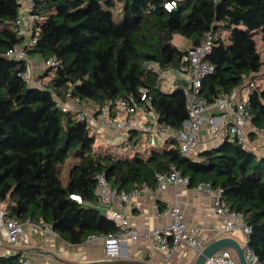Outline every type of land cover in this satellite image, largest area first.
<instances>
[{"label":"trees","instance_id":"obj_1","mask_svg":"<svg viewBox=\"0 0 264 264\" xmlns=\"http://www.w3.org/2000/svg\"><path fill=\"white\" fill-rule=\"evenodd\" d=\"M34 0L36 43L28 56L58 65L46 69V89L23 78L26 61L6 53L24 45L16 22L19 0H0V204L8 219L50 226L64 241L83 244L90 236H111L118 228L98 206V176L110 187L130 193L144 185L158 188V174L172 167L189 186L210 184L225 191V202L243 214L249 227V250L264 264V157L236 140L200 152L197 161L181 156L179 142L169 140L149 157L126 158L96 145L78 112L64 111L68 99L91 102L98 114L109 101L146 94L161 123L182 130L188 119L183 83L166 92L161 72L178 70L191 47L211 48L204 61L214 72L203 79L199 95L211 105L221 95L247 88L264 60L255 35L264 43V0ZM122 5L123 20L113 11ZM180 38L188 48L175 43ZM151 65V66H149ZM248 110L253 127L264 129V89L252 90ZM139 132H130L132 144ZM71 160L67 184L61 167ZM78 196L82 203L72 199ZM21 254L0 256V264H23Z\"/></svg>","mask_w":264,"mask_h":264},{"label":"built area","instance_id":"obj_2","mask_svg":"<svg viewBox=\"0 0 264 264\" xmlns=\"http://www.w3.org/2000/svg\"><path fill=\"white\" fill-rule=\"evenodd\" d=\"M19 1L22 6L16 26L18 34L25 37L26 41L24 45L9 50L6 56L18 61H26L29 68L23 74V78L30 86L44 90L47 88L46 84L50 78H38L32 74L27 51L37 40L31 34L33 24L37 19L31 14L34 7V0H30L27 3L24 0ZM214 1L216 2L217 0ZM180 2H183V0L167 2L165 7L167 10H171ZM210 48L211 35H208V39L204 45L191 47L188 50L178 70L161 72L155 65L152 66L157 71L159 79L164 81V83L167 82L169 85L183 83L184 85L183 88L187 97L189 113L182 130H173L160 122L159 115L151 109L150 100L144 89L141 90L142 96L140 101L133 97L130 99L109 101L99 109L98 114L96 111L94 113L87 111L78 112L79 119L86 120L93 128H113L124 134L142 132L160 138L165 142L176 140L179 142L181 156L193 162L198 160L201 152L200 133L204 126L208 127L213 140H219L220 142L224 139L236 140L238 144L250 150V136H264V129L252 126L251 115L248 110L249 96L252 90L256 88V85L254 82H251L247 88H237L230 95L223 94L215 103L207 105L199 93L203 79L214 72V68L204 61V57ZM44 65L46 68L55 67L58 65V61L56 58H52L44 62ZM73 100L77 104L81 103L77 99ZM61 106L64 111L76 112L73 107L66 106L63 103H61ZM215 114H220L222 118L231 117V124L228 127L220 126L218 122L220 118L214 117ZM157 180L158 188L162 189L167 184L189 186V179L183 177L174 167H172L169 174H158ZM142 189L150 188L144 185ZM142 189H136L130 193L125 191L118 192L110 187L104 176H98L96 196L99 198L100 204L107 207L105 214L118 228V232L111 236H90L86 242L93 245L102 244L107 260H117L121 256L123 243L128 239L136 240L140 235L137 231L130 228L129 221L124 213L112 206L127 203L133 197L139 196ZM197 189L213 199L215 212L224 219L226 230L230 232H242L246 236L247 243V235L250 233V229L244 223L243 214L231 210L227 206L225 202V191L221 188L215 189L210 184H200ZM71 198H76L79 203H82V199L78 196H71ZM164 214L171 217V224L145 232L144 236L151 238L162 250H173L183 243L200 254L205 248V245L198 238V231L185 224L184 215L180 208L177 206L167 208ZM39 225L45 226L48 232L52 231V228L43 222L39 223ZM0 233L4 235L10 245L16 244L25 233V223L9 220L8 211L2 204H0ZM245 255L249 264H263L249 248L245 250ZM20 262L23 264H31L24 257L20 259ZM204 264L240 263L234 251L224 250L208 258Z\"/></svg>","mask_w":264,"mask_h":264},{"label":"crops","instance_id":"obj_3","mask_svg":"<svg viewBox=\"0 0 264 264\" xmlns=\"http://www.w3.org/2000/svg\"><path fill=\"white\" fill-rule=\"evenodd\" d=\"M26 3L30 0H24ZM29 64L32 74L36 77L44 76L46 67L39 56L29 57ZM45 78V77H44ZM49 78V77H47ZM49 80V79H48ZM66 106L73 107L74 111H87L94 113L95 106L90 102L76 103L68 99ZM219 117L220 126L228 127L232 118ZM103 133L106 143L126 141L129 134L120 133L113 128H94ZM201 152L220 145L219 140H213L207 126L201 130ZM250 150H253L259 157H264V136H250ZM177 206L184 215V222L187 226L198 231V238L205 246L225 237L237 240L242 246L246 244V236L241 242L236 235L239 231H227L225 221L218 216L214 209L213 199L206 193L187 185L167 184L165 188L142 189L139 196L133 197L127 203L115 204L112 207L124 213L129 221L130 228L140 235L138 239L126 240L122 245L121 256L118 261L133 264L141 262L145 264H194L198 253L187 244H180L173 250H162L151 239L144 236L145 232L158 227L171 224L172 219L165 215L167 208ZM98 208L105 213L104 205ZM242 233V232H241ZM21 254L31 264H94L107 260L104 254V246L88 244L72 245L64 241L53 230L48 232L45 226L38 223H25V233L16 244L10 245L4 235L0 233V256Z\"/></svg>","mask_w":264,"mask_h":264},{"label":"rangeland","instance_id":"obj_4","mask_svg":"<svg viewBox=\"0 0 264 264\" xmlns=\"http://www.w3.org/2000/svg\"><path fill=\"white\" fill-rule=\"evenodd\" d=\"M115 20L119 23L123 20L122 14V5L119 4L118 7L113 11ZM175 43L180 45L181 48H188L186 44L180 41L178 37H176ZM255 40L257 42V46L259 51L261 52L262 58L264 60V43L261 40L259 34L255 35ZM252 80L255 83L256 87L259 89H264V66L259 73L252 75ZM177 85H169L167 82L164 84V90L168 93L172 92L173 89ZM91 103V102H90ZM92 134H94L96 138V145L102 149H107L111 151H115L117 154L121 155L122 157L126 158H135V157H142L147 158L149 157L152 150L163 151L167 149L170 144L163 141L160 138L155 136H151L145 133L140 132L136 137L132 144L125 143V141H118L115 143H106L103 138V133L96 131L94 128L91 129ZM247 148V147H246ZM71 160L69 159L62 167H61V179L64 184H67L69 169L71 166ZM238 239L243 242L245 236L243 233L239 232L236 234Z\"/></svg>","mask_w":264,"mask_h":264},{"label":"water","instance_id":"obj_5","mask_svg":"<svg viewBox=\"0 0 264 264\" xmlns=\"http://www.w3.org/2000/svg\"><path fill=\"white\" fill-rule=\"evenodd\" d=\"M180 90H184L183 87H179ZM248 249V244L242 246L237 240L231 237L221 238L212 242L211 244L205 246L203 251L198 255L194 264H204L208 258L211 256L224 251V250H232L235 252L238 261L240 264H249L245 250ZM128 262L118 261V260H105L101 262H96L94 264H127ZM133 264H145L141 262H135Z\"/></svg>","mask_w":264,"mask_h":264}]
</instances>
